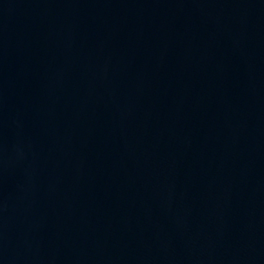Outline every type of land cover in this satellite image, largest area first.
Returning <instances> with one entry per match:
<instances>
[{
    "label": "water",
    "instance_id": "obj_1",
    "mask_svg": "<svg viewBox=\"0 0 264 264\" xmlns=\"http://www.w3.org/2000/svg\"><path fill=\"white\" fill-rule=\"evenodd\" d=\"M0 264H264V0H0Z\"/></svg>",
    "mask_w": 264,
    "mask_h": 264
}]
</instances>
